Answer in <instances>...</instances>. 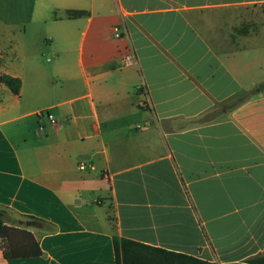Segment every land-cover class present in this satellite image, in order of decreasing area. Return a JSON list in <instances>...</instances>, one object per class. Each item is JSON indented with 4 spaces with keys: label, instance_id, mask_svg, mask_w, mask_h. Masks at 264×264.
I'll return each instance as SVG.
<instances>
[{
    "label": "crops",
    "instance_id": "1",
    "mask_svg": "<svg viewBox=\"0 0 264 264\" xmlns=\"http://www.w3.org/2000/svg\"><path fill=\"white\" fill-rule=\"evenodd\" d=\"M4 74L0 209L44 254L0 264L264 254V0H0Z\"/></svg>",
    "mask_w": 264,
    "mask_h": 264
},
{
    "label": "trees",
    "instance_id": "2",
    "mask_svg": "<svg viewBox=\"0 0 264 264\" xmlns=\"http://www.w3.org/2000/svg\"><path fill=\"white\" fill-rule=\"evenodd\" d=\"M86 11H68L69 18H79ZM0 81L12 92L19 94L22 81L10 75H1ZM239 99L238 102H241ZM236 105V104H234ZM7 211L0 209V247L5 259L39 257L44 254L39 240L29 230L9 224ZM116 264H217L191 255L154 247L127 238L113 237ZM254 264H264V254L249 260Z\"/></svg>",
    "mask_w": 264,
    "mask_h": 264
},
{
    "label": "built area",
    "instance_id": "3",
    "mask_svg": "<svg viewBox=\"0 0 264 264\" xmlns=\"http://www.w3.org/2000/svg\"><path fill=\"white\" fill-rule=\"evenodd\" d=\"M123 34H124V32H123L121 27H119V26L114 27V35H115L116 38H122ZM136 62H137V59H136V55H135L134 49H133L132 46H129V49H128L127 53L124 54V56L122 58V65L123 66H129V65L135 64ZM146 103L148 104V101ZM48 117H49V119H50V121L52 123L55 122L53 117H52V115L48 114ZM79 168L81 170H85L86 169V164L81 163L79 165Z\"/></svg>",
    "mask_w": 264,
    "mask_h": 264
},
{
    "label": "rangeland",
    "instance_id": "4",
    "mask_svg": "<svg viewBox=\"0 0 264 264\" xmlns=\"http://www.w3.org/2000/svg\"><path fill=\"white\" fill-rule=\"evenodd\" d=\"M218 113H219V110L215 111L212 116L215 117Z\"/></svg>",
    "mask_w": 264,
    "mask_h": 264
}]
</instances>
